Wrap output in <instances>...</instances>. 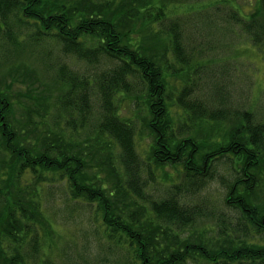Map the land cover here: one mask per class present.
<instances>
[{"label": "trees", "instance_id": "1", "mask_svg": "<svg viewBox=\"0 0 264 264\" xmlns=\"http://www.w3.org/2000/svg\"><path fill=\"white\" fill-rule=\"evenodd\" d=\"M202 1L0 0V264H87L97 247L112 264H264V205L251 199L264 183V124L230 107L194 60L179 10ZM224 3L264 53V0L249 14ZM120 95L151 137L145 157ZM176 165L163 193L147 191ZM215 179L219 212L200 203ZM57 185L63 207L89 212L85 257L45 208ZM203 219L215 241L188 232Z\"/></svg>", "mask_w": 264, "mask_h": 264}, {"label": "rangeland", "instance_id": "2", "mask_svg": "<svg viewBox=\"0 0 264 264\" xmlns=\"http://www.w3.org/2000/svg\"><path fill=\"white\" fill-rule=\"evenodd\" d=\"M225 0H203L202 4L196 5L195 9L191 11L179 10V18L183 22L192 23L193 28L188 29L191 36H195L191 42L199 53H194V60L200 62V67L203 74L210 73L209 80H213L222 88V92L227 100V103L233 109L237 107L243 111L251 110L255 113L257 121L264 124V53L257 47L253 46L248 34L236 22L234 17H229V12H234V8L224 5ZM235 7H245V14L253 11L257 7V0H229ZM242 5V6H240ZM233 9V10H232ZM192 32V33H191ZM191 38L189 39V42ZM21 65H31V59L27 55L21 56ZM75 62L74 67H79L82 71L85 68ZM34 65V64H33ZM17 66V67H20ZM32 66V65H31ZM203 79L206 77L203 75ZM16 89H21L16 85ZM119 112L121 115L134 118L135 107L132 100L126 96L120 95ZM173 105V102H170ZM175 105V104H174ZM172 106V111L176 115V107ZM179 111V110H178ZM242 111V112H243ZM18 114V111L16 112ZM138 129L137 134H141L137 149L140 155L146 156L148 145L151 142V137L148 135V130L144 125L139 124L137 118L133 119ZM144 156V157H145ZM260 167L259 175L262 174L263 167ZM164 168V167H163ZM180 166L168 167L165 170L164 182L152 183L153 185L147 188V191L152 192L153 196L163 193L164 186L168 185L170 180L168 177L174 178V174H178ZM156 171V172H155ZM155 174L161 173L157 168L153 169ZM155 174L153 175L156 178ZM158 178V176H157ZM160 184V185H159ZM224 185L217 179L208 183V186L201 190L200 196L202 199L200 203L205 201V207L208 210L220 211L219 199L224 191ZM63 186L57 185L49 192L48 201L45 208L52 215L56 221L57 229L66 241L75 242L78 244V252L81 257H85V252L90 253V250L84 242H89L90 247L95 245V237L93 236L94 230L87 222L89 219V212L83 208L76 213H71V210L63 207L65 195L63 193ZM256 195L251 197L254 203L264 205V183L261 182L256 188ZM213 219H203L195 221L188 229V232L194 231L197 228L199 231L203 230L208 239L216 240ZM87 235V236H86ZM86 236V237H85ZM61 246V244H59ZM62 246L66 247V254L62 255L61 262L66 261L65 256L70 251V246L63 243ZM57 252V251H56ZM55 252V253H56ZM114 257L116 254H113ZM96 256L95 260L92 258ZM87 257V264H112L114 257L104 251L102 248L97 247L95 253ZM55 260V259H54ZM59 261V262H60ZM56 260V263H59Z\"/></svg>", "mask_w": 264, "mask_h": 264}]
</instances>
